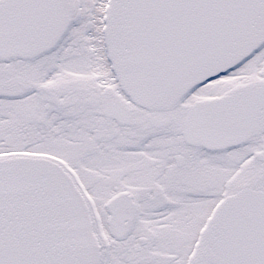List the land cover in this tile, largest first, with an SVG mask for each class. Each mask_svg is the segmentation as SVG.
I'll return each instance as SVG.
<instances>
[{
	"label": "snow or ice",
	"instance_id": "6c2138e0",
	"mask_svg": "<svg viewBox=\"0 0 264 264\" xmlns=\"http://www.w3.org/2000/svg\"><path fill=\"white\" fill-rule=\"evenodd\" d=\"M0 264H264V0H0Z\"/></svg>",
	"mask_w": 264,
	"mask_h": 264
}]
</instances>
